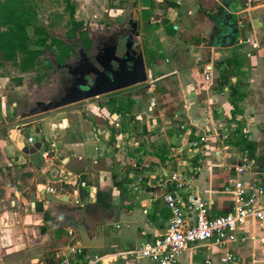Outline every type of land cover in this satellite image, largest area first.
Wrapping results in <instances>:
<instances>
[{"label": "crops", "instance_id": "1", "mask_svg": "<svg viewBox=\"0 0 264 264\" xmlns=\"http://www.w3.org/2000/svg\"><path fill=\"white\" fill-rule=\"evenodd\" d=\"M146 1L148 4L141 7L138 0H132L136 3L139 38L143 26L144 37L154 38L156 53L163 58L157 59L155 64L159 72L154 76V64L148 63L150 75L155 78L153 95L156 101L152 112L146 111L148 94L143 87L136 95L127 96V107L121 110L125 114L123 118L122 113H116L118 117L114 116L111 122L104 119L111 106L100 105L97 98L93 99L89 111L80 117L78 128L73 125L71 130L66 129L72 120L66 117L59 120L57 117L60 125L65 122V129L60 130L65 133L57 137L56 145L50 143L52 148L49 149L34 139V129L43 121L44 115L28 119L21 113H15L11 122H19L7 132L6 115H13L15 103L0 98V171L14 167L26 172L25 178L35 182V189L30 191L29 205L32 200L41 201L45 186H51L58 190L51 194L59 201L49 203L51 208L59 204L73 207L76 202L79 205L86 196H91L94 201L85 206L92 207L97 202L107 211L120 206L118 221L112 226H102V246L105 244L106 251L102 254L135 248L163 232L169 212L162 203L161 194L167 189L172 191V187L168 185L165 188L167 180H161L160 176L176 170L173 165L185 164L187 157L183 150L190 148L188 141L204 137L198 148H191L197 154L195 163L186 169L197 168L191 186L174 193L181 200L195 194L203 198L207 201L209 216L228 212L233 207L232 196L223 191V186L236 178L249 187L264 179V173L258 170L255 176L235 173L234 167L240 163L244 151L238 148L231 152L229 143L236 141L241 134L246 140L253 141L256 149L264 150V0H251L247 6L245 0H181L180 4H175L174 0ZM143 10L147 12L146 18H140ZM227 16L236 22L234 44L217 47L210 36L224 30L217 23L226 20ZM245 38H249L248 43L244 42ZM151 51L149 47L142 48L144 60L145 54L148 59L153 58ZM208 65L209 82L203 78V68ZM223 76L227 81L221 84ZM99 118H103L106 124L97 122ZM112 122L117 123L115 128L111 126ZM181 124L183 128L179 127ZM131 127L134 128L131 130ZM37 128L39 131L40 127ZM20 131H26L27 135L24 137ZM223 131L228 136L221 140L219 136ZM71 132L78 134L76 139L72 138ZM27 137H32V143L27 142ZM47 148L49 153L43 156ZM37 151H41L43 159L40 157L32 164L29 157ZM18 152L26 161L20 166L17 163H21L22 158L17 160L14 157ZM125 152L130 153L128 157ZM51 165H56L59 174H66L67 179L49 181L47 175L57 174ZM170 166L173 170L169 169ZM142 170L148 175L139 173ZM19 175L18 178L22 177ZM130 176L132 183L127 181ZM138 177L141 178L140 183L146 177L150 179L152 183L143 187L151 189L146 191L142 188L146 194L132 197L130 189L137 184ZM79 182H84V186L79 187ZM11 190L15 187L10 184L0 185V194H3L0 199ZM17 190V202L20 203L26 199V192L18 186ZM63 195L68 197L67 201L60 200ZM158 197L160 201H157ZM110 226L116 230L121 228V231L111 232L106 229ZM237 231L252 238L220 247L213 244L212 239L188 244L177 264H192L203 259H209L210 264H219L217 258L225 250L238 254L242 264H264V244L259 241L264 228L253 221L239 226ZM37 262L36 258H31L26 263ZM110 264L153 263L144 258L128 257L115 259Z\"/></svg>", "mask_w": 264, "mask_h": 264}, {"label": "rangeland", "instance_id": "2", "mask_svg": "<svg viewBox=\"0 0 264 264\" xmlns=\"http://www.w3.org/2000/svg\"><path fill=\"white\" fill-rule=\"evenodd\" d=\"M133 1L136 2V0ZM31 2L35 5L36 23L41 24L46 29L47 34L49 36L55 38L61 37L63 38V40L69 41L68 39H66L69 28V22H68L69 17L65 9L64 1L63 0H31ZM70 2L74 6L73 18L75 20L81 21V25L79 27L81 31H88L89 29L109 31L111 29H114L115 23L118 21V19L126 20V18L124 17H126L129 14V12H133V7H131L132 0H70ZM158 3L161 2H157L156 4ZM138 4L141 7H143L145 4H148V2L146 0H138ZM155 11H159V10H155ZM119 15L122 18H116ZM166 26L167 29L169 30L170 28L169 24ZM166 26H164V29H166ZM142 28L140 29L142 36L139 38V40H141V45L139 46L141 47V49L143 47L144 48L149 47L152 49L151 52H153V59H154L152 75L154 76L159 72L157 69V64L155 63L157 62V59H163V58L161 54L156 53L157 50L155 48L157 47V45L155 44L154 38L144 37L143 35L144 30ZM64 33L66 37L63 35ZM48 41L49 39H47V42ZM75 42L79 43V39H77ZM73 56L74 55H72V57ZM53 57L54 55L51 53L50 50L44 49L43 54L40 56V60L42 58H47L48 60L52 61ZM149 61L150 60H148L147 54H145V60H144L145 68L146 71L150 74L151 67L148 66ZM54 68L55 66H51V68L48 67L46 69H43L42 67L37 66L29 72L20 73L16 68L10 66L8 62H3L0 65V98H4L8 102L13 101L15 103V107H12L14 110L13 115L9 116V113L6 115L8 117L6 119L7 125H5V127L7 128L6 129L7 132L13 128L15 123L19 122V120L17 122H11L14 119L13 118L14 115H16L15 113H21L25 115L28 110L33 108L32 105L35 96L37 95V91L40 89V87H45L49 85L51 83L50 81H52L55 78L54 77L55 74L53 73V71H55ZM17 76L21 77V80L18 82V85L13 81V79ZM37 76H40V78H37ZM141 89H142V84H139L96 97L98 99L97 102L98 104L100 105L105 104L107 107L109 105L111 106V108L108 109L107 113L104 114L105 117L104 119L105 120L110 119L111 122L114 116L118 117V114L116 113L119 114L122 113L121 117L123 118L125 114L121 110L127 107L126 106L127 96L130 94L136 95ZM96 98L83 100L79 103L65 105L40 114L39 116L44 115L45 118L43 119V121L37 124V127H40V130L34 134V139L44 143L45 147L47 146L49 147V144L52 142L56 145L57 137H59L61 133H62L61 134L62 137L63 134L65 133L63 131H60L61 129L62 130L65 129L64 128L65 126L63 125L65 122L61 123L60 125L59 122L61 121H58L57 117H59V120L62 117L70 118L72 120L73 123H71L70 127H66V129L68 128L69 130H71L73 125L75 128H78L77 126H79L80 124L79 123L80 117L86 114L85 113L86 111L87 112L89 111V110L84 111L83 105L86 104L91 105V100ZM107 98H111V99L107 102L106 101ZM131 105H133V102ZM110 111H113L114 114H112ZM54 113L55 115H53ZM39 116L29 117L28 119L37 118ZM102 119L99 118L97 122H100L101 124L105 123L106 121ZM22 121L23 119H21V122ZM113 123L114 122L111 123V126L115 128ZM133 128L134 127H131V130ZM21 129L22 128H20V130ZM20 133H22L24 137L25 135H27L26 131H20ZM225 133L223 131V133H221L219 138ZM71 135L72 138L76 139L78 134L71 132ZM232 137L234 136L232 135ZM6 140H9V137ZM198 147L199 146H197L196 148ZM238 148H240L239 145L231 144L232 150L230 149V151L236 152ZM49 149L48 148L46 149V153H49L48 151ZM44 150L45 149L41 151ZM41 151H37L35 152V154H32L29 157L28 161H30L33 164V162L40 160V157L43 159L42 155L40 154ZM183 152L185 157H187V159L185 158V164L177 165V166L173 165V169L175 167L176 170L186 171V169L190 167L192 163H195L194 160L196 161V157H197L196 152L195 153L192 152L191 148H186V149L184 148ZM21 154H22L21 152H18L17 155L14 156L17 158V160L22 158L21 163L18 162L17 166L26 163V161L23 160V156ZM129 154L130 153L128 152L124 153V155L127 157ZM255 155L256 156L259 155L264 158V150L255 148ZM240 161L241 159L239 160V162ZM259 165L260 164H257V162L255 161L253 170L255 171L258 170L259 172L260 171ZM171 167L172 166H170L169 169H171ZM18 172L22 177L18 178V174H19ZM24 173L26 172L19 171V169L14 167H7L6 169L3 168V170L0 171V185L7 186L10 184L15 187V190L8 191L5 194V196L2 197L3 199L2 198L0 199L1 200L0 201V264H30L26 262L27 261L29 262L31 258H36V260H38L36 264H53L56 256L59 255V253L62 251L67 241L66 229L61 227V223H60L61 221L59 217L51 213L50 211L51 208L49 209L46 208L44 203L45 202L44 194L42 197L43 199L39 198L40 200L42 199L43 201L32 200L33 202L31 201V203H33V205L28 204L31 198L30 191L35 189V182L31 181L29 178H25L26 176ZM139 173L145 176L148 175L147 172H145L144 170H142ZM160 179L165 180L166 177L163 174H161ZM6 181L7 183H5ZM127 181L132 183L131 176L127 177ZM16 183H18L19 185ZM151 183L152 181L147 177L141 183L137 181V184L133 185L132 189H130L131 196L133 197L134 195L139 193L146 194L142 190V188H144L143 186L150 185ZM17 186L26 192L24 193L26 199L21 200L20 203L17 202L18 201L17 193L19 192V190H17ZM134 186L136 187L135 190H139V191H135ZM164 186L166 188V184H164ZM54 191L56 192L58 190L54 189ZM47 193H54V192H47ZM0 196H3V194H0ZM157 201H160L159 197ZM76 204L77 202L74 203L73 205L74 207L65 206L63 204L61 205L64 208L72 209L78 206ZM54 208L60 209L58 208V206ZM84 208L86 207L84 206ZM43 212H47L50 215V218L47 220H43L42 218ZM120 224L121 223H119L118 225ZM111 226L107 227L106 229L114 233L121 231V228L119 230H116L113 229L114 227ZM104 245L100 249L91 250V252L96 253L97 255L106 252L104 250ZM8 252H13V253L9 254Z\"/></svg>", "mask_w": 264, "mask_h": 264}, {"label": "built area", "instance_id": "3", "mask_svg": "<svg viewBox=\"0 0 264 264\" xmlns=\"http://www.w3.org/2000/svg\"><path fill=\"white\" fill-rule=\"evenodd\" d=\"M251 0H245V6ZM175 4H180L181 0H174ZM245 43L249 38L244 39ZM145 83L142 84L144 92L148 94L146 111L152 112L155 107V97L153 95L155 79L146 72ZM203 77L210 81V66L203 68ZM91 105H83L84 111L89 110ZM117 126V123H113ZM183 128L181 124L179 126ZM226 138V133L220 137ZM204 137L198 140L188 141L190 148H196ZM27 142L32 143V137H27ZM50 148L51 145H50ZM46 152L43 153V156ZM242 159L234 167L237 174L250 173L255 176L253 166L255 159L242 153ZM196 166H192L189 171L174 170L170 173L164 172L166 185H171L172 191L168 189L161 194L163 205L167 208L169 216L166 220L164 230L151 241H144L135 248L116 253L96 254L91 249L79 247L75 244V234L72 230L66 229L67 241L56 256L53 264H110L115 259H147L153 264H177L179 257L188 244H196L212 239L217 247L228 243H243L251 235L239 233L237 228L247 222H257L264 228V179L253 184L251 187L245 186L241 179H234L230 184L223 186V191L230 193L233 199V207L230 211L209 216L207 213V201L197 196H187L185 200L174 192L187 190L191 186L194 178ZM256 181L255 179H253ZM140 182V178L137 179ZM252 182V181H251ZM250 183V182H249ZM84 186V182H79V187ZM134 186V190H135ZM45 192H53L51 186H45ZM259 241L264 244V233ZM105 258V259H103ZM219 264H242L238 254L225 250L218 258ZM192 264H210L209 259Z\"/></svg>", "mask_w": 264, "mask_h": 264}, {"label": "water", "instance_id": "4", "mask_svg": "<svg viewBox=\"0 0 264 264\" xmlns=\"http://www.w3.org/2000/svg\"><path fill=\"white\" fill-rule=\"evenodd\" d=\"M134 12H137L136 5L132 2ZM226 7L229 9L228 4ZM137 16L135 18H128L126 29L127 35L124 36V43L119 54H115V46L108 45L105 49L95 57V62L100 67L97 69L86 58L83 48H78L79 60L78 64L73 68L68 67V72L74 74L79 73L75 81L71 83L63 93V95L57 99L51 100H38L35 102L34 108L28 110L22 117L38 116L44 112L69 105L79 103L83 100L96 98L101 95L128 88L131 86L143 84L146 81V68L142 55V49L139 46V28L137 26ZM219 26H223L224 30L216 31L210 38L214 39L217 47H229L234 44V36L237 34L235 26L236 22L230 20L227 16L226 20H222L217 23ZM134 41L138 47H134ZM64 66V65H63ZM95 73V77L85 85L82 76L88 72ZM38 132V128L34 129ZM160 164H163L161 160ZM57 174L55 176L47 175V178L51 182L66 180V174H59V169L56 165H51ZM264 173L263 171H260ZM151 188L144 187V190L149 191ZM45 197L46 208H51L48 205L51 202H59L56 197L51 193L43 192ZM63 195L60 200H64ZM94 198L86 196L79 202V206L67 209L58 206L60 209L51 208V213L57 215L60 219L61 227L64 229H70L75 234V244L79 247L88 249H100L102 246V226L112 225L118 221V214L120 206L113 208L109 211L104 210L103 207L98 206L97 202L92 205L91 208H84L85 204L93 202ZM33 205V203H31ZM65 205V204H63ZM67 206V205H65ZM70 207V206H69ZM74 207V206H73ZM115 212L113 217L112 213Z\"/></svg>", "mask_w": 264, "mask_h": 264}, {"label": "trees", "instance_id": "5", "mask_svg": "<svg viewBox=\"0 0 264 264\" xmlns=\"http://www.w3.org/2000/svg\"><path fill=\"white\" fill-rule=\"evenodd\" d=\"M63 1L69 17L68 34L84 32L79 29L81 21L73 18V4L70 0ZM35 14V5L31 0H0V65L3 62H8L18 72L26 73L37 66L43 68L48 65V60L45 58L40 60L44 49L50 50L57 62H61L67 56L71 48L62 40L49 36L46 29L41 24L36 23ZM146 14L147 12L143 10L142 16L145 17ZM47 39H49L48 42ZM83 45L86 46V42ZM148 60L154 62L153 58ZM20 80V76L13 79L15 83ZM224 81H227V78L223 76L221 84ZM229 143L239 145L246 155L253 157L257 164H260V171L264 170V158L255 155V143L253 141L246 140L239 134L236 141ZM161 159H164V156H161ZM42 218L47 220L50 215L43 212Z\"/></svg>", "mask_w": 264, "mask_h": 264}, {"label": "flooded vegetation", "instance_id": "6", "mask_svg": "<svg viewBox=\"0 0 264 264\" xmlns=\"http://www.w3.org/2000/svg\"><path fill=\"white\" fill-rule=\"evenodd\" d=\"M131 7L132 4H131ZM135 12L133 7V12H129V14L124 17L126 20H120L115 23L114 29H111L109 31L104 30H88L84 32L74 33L73 35H69L67 33V37L65 33L63 34L66 39L69 41L63 40V38L57 37V39L62 40L65 44H67L71 49L68 51L67 56L61 61L57 62L55 61V58L53 57V60H48V65L44 66L43 69L51 68V66H55V71L53 73L55 74V78L50 81L51 83L45 87H40V89L37 91V95L35 96V99L33 101L32 107L34 108V104L38 100H51V99H57L63 95L66 88L75 81V78L78 77V72L71 74L68 72V67L73 68L78 64L79 60V54H78V48L82 47L83 52L88 59V61L95 66L97 69H100V67L95 62V57L99 54V52L102 51V49H105L108 45L115 46V54H119L122 45L124 43V36L127 35L126 29H128L129 25L127 24L128 18H134ZM116 18H122L120 15ZM140 18H146L140 15ZM144 25V24H143ZM77 39H79V43L75 42ZM83 39V40H82ZM86 42V46L83 45V43ZM139 45H141V40H139ZM134 47H138L137 43L134 41ZM72 55H74L72 57ZM64 65V66H63ZM95 77V73L88 72L85 73L82 76V79L84 81L85 85L90 84L89 82ZM32 109V108H31ZM39 116V115H38ZM78 203V202H77ZM77 205V204H76ZM79 206V205H78ZM86 208H91L88 206H85Z\"/></svg>", "mask_w": 264, "mask_h": 264}, {"label": "bare ground", "instance_id": "7", "mask_svg": "<svg viewBox=\"0 0 264 264\" xmlns=\"http://www.w3.org/2000/svg\"><path fill=\"white\" fill-rule=\"evenodd\" d=\"M68 200V197H66L65 199H64V201H67ZM103 259H105V258H103Z\"/></svg>", "mask_w": 264, "mask_h": 264}]
</instances>
